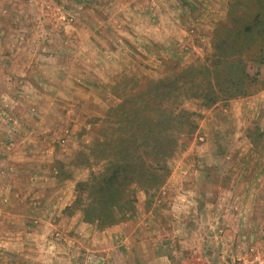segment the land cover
Returning <instances> with one entry per match:
<instances>
[{"label":"rangeland","instance_id":"1","mask_svg":"<svg viewBox=\"0 0 264 264\" xmlns=\"http://www.w3.org/2000/svg\"><path fill=\"white\" fill-rule=\"evenodd\" d=\"M227 3L0 0V264H264V89L210 107L182 99L196 128L174 133L168 175L135 185L125 221L63 211L104 171L111 109L142 107L136 90L163 76L162 59L204 62ZM133 151L155 163L151 147Z\"/></svg>","mask_w":264,"mask_h":264},{"label":"trees","instance_id":"2","mask_svg":"<svg viewBox=\"0 0 264 264\" xmlns=\"http://www.w3.org/2000/svg\"><path fill=\"white\" fill-rule=\"evenodd\" d=\"M210 44L212 51L201 63L181 66L162 59L163 76L153 83L144 78L146 83L136 90V95L146 100L142 107L130 113L124 105L111 109L118 132H111L104 143L110 155L104 171L89 182L78 183L79 194L64 213L71 215V208L82 204L86 222L108 227L125 221L128 214L117 211L135 210V185L152 187L168 175L166 156L176 141L174 133L188 134L196 128L197 113L183 108L182 99L195 98L210 107L219 100L264 89V79L249 71V62L264 64V0H228L226 16L215 24ZM143 145L155 151L154 164L146 165L134 154L133 150ZM85 190L89 197L82 203Z\"/></svg>","mask_w":264,"mask_h":264},{"label":"crops","instance_id":"3","mask_svg":"<svg viewBox=\"0 0 264 264\" xmlns=\"http://www.w3.org/2000/svg\"><path fill=\"white\" fill-rule=\"evenodd\" d=\"M26 151H27L26 148H24V151H22L21 149H19V150H17V151L14 152V150H12V152H14V154L17 153L19 156L24 157V159H26V157H27V152ZM51 151H52V148H48L47 152L49 153ZM42 152H44L43 149L40 152H38V153H42ZM64 182H66V181H64ZM0 183H1V181H0ZM4 185L7 187V186L10 185V183H7V184L5 183ZM64 192H65L64 190H61L59 192V194H58L59 195V198H62V199L64 198L65 199V197L61 195V193H64ZM88 225H89L88 223H85V222L81 221L77 226H78V229L83 230L84 228H88L89 227Z\"/></svg>","mask_w":264,"mask_h":264}]
</instances>
